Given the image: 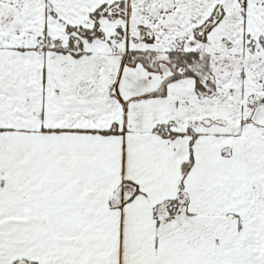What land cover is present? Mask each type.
Wrapping results in <instances>:
<instances>
[{"label": "snow or ice", "instance_id": "1", "mask_svg": "<svg viewBox=\"0 0 264 264\" xmlns=\"http://www.w3.org/2000/svg\"><path fill=\"white\" fill-rule=\"evenodd\" d=\"M0 264H264V0H0Z\"/></svg>", "mask_w": 264, "mask_h": 264}]
</instances>
